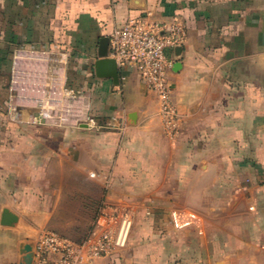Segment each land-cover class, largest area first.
I'll return each instance as SVG.
<instances>
[{
    "label": "crops",
    "instance_id": "1",
    "mask_svg": "<svg viewBox=\"0 0 264 264\" xmlns=\"http://www.w3.org/2000/svg\"><path fill=\"white\" fill-rule=\"evenodd\" d=\"M140 15L186 27L167 49L173 135L135 70L118 83L94 71L100 38ZM64 43L72 87L112 127L8 120L13 49ZM61 164L133 214L127 244L98 264H264V0H0V264H28Z\"/></svg>",
    "mask_w": 264,
    "mask_h": 264
},
{
    "label": "built area",
    "instance_id": "2",
    "mask_svg": "<svg viewBox=\"0 0 264 264\" xmlns=\"http://www.w3.org/2000/svg\"><path fill=\"white\" fill-rule=\"evenodd\" d=\"M185 37V24L178 17L152 20L148 15L125 20L109 35V56L115 59L118 69L135 70L145 90L155 94L160 119L171 135L177 131L179 113L167 79V49L182 44ZM66 62L64 50L34 45L13 49L5 104L9 121L69 129L113 126L97 120L90 93L67 84ZM132 225L130 211L102 201L81 241L53 230L40 232L33 246V264H98L127 244Z\"/></svg>",
    "mask_w": 264,
    "mask_h": 264
},
{
    "label": "rangeland",
    "instance_id": "3",
    "mask_svg": "<svg viewBox=\"0 0 264 264\" xmlns=\"http://www.w3.org/2000/svg\"><path fill=\"white\" fill-rule=\"evenodd\" d=\"M47 48L66 51V82L72 86L74 81L67 75V70L74 68V64L70 60V45L64 43V45H53ZM55 177L60 180L51 182V196L47 195L49 192H46L47 200L51 201V207L47 206L46 209L48 211L49 207L51 208V216L45 223L37 222V225H41L40 232L53 230L74 241L81 240L89 230L105 190L100 184L90 181L82 174L69 173L66 164H61L53 169L52 179ZM41 185L48 187V183L41 182Z\"/></svg>",
    "mask_w": 264,
    "mask_h": 264
},
{
    "label": "water",
    "instance_id": "4",
    "mask_svg": "<svg viewBox=\"0 0 264 264\" xmlns=\"http://www.w3.org/2000/svg\"><path fill=\"white\" fill-rule=\"evenodd\" d=\"M108 37H101L99 40V44L97 47V58L94 61V71L98 77H108L113 80L114 83H118L119 81V70L117 67V63L115 59L109 56L108 52ZM5 217V215H4ZM33 246L26 245V262L28 264H32L33 260Z\"/></svg>",
    "mask_w": 264,
    "mask_h": 264
},
{
    "label": "trees",
    "instance_id": "5",
    "mask_svg": "<svg viewBox=\"0 0 264 264\" xmlns=\"http://www.w3.org/2000/svg\"><path fill=\"white\" fill-rule=\"evenodd\" d=\"M70 86V85H69ZM72 87V86H71ZM100 205H101V202L98 204V207H97V209H96V211H95V214H94V216H93V219H92V221L96 218V216H97V214H98V209H99V207H100ZM90 227H91V225H90ZM90 227H89V229H90ZM89 231V230H88ZM88 233V232H87ZM87 235V234H86ZM86 235L84 236V238L86 237ZM84 238H82L81 240H83ZM81 240H78V241H81Z\"/></svg>",
    "mask_w": 264,
    "mask_h": 264
}]
</instances>
